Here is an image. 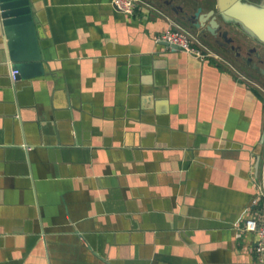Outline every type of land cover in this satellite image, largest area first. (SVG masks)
<instances>
[{"label": "crops", "instance_id": "obj_1", "mask_svg": "<svg viewBox=\"0 0 264 264\" xmlns=\"http://www.w3.org/2000/svg\"><path fill=\"white\" fill-rule=\"evenodd\" d=\"M36 1L40 76L0 17V264H260L264 99L212 42H155L216 0Z\"/></svg>", "mask_w": 264, "mask_h": 264}, {"label": "water", "instance_id": "obj_2", "mask_svg": "<svg viewBox=\"0 0 264 264\" xmlns=\"http://www.w3.org/2000/svg\"><path fill=\"white\" fill-rule=\"evenodd\" d=\"M33 10L39 11L36 0H0V17L8 40L9 57L14 64L13 70H18L15 80H27L44 73L38 26ZM218 17L225 23L236 25L249 37L264 43V0L260 4L243 0H216L213 9L203 12L199 6L182 18L191 28L206 31L213 37L221 35L223 40L217 43L224 45L230 39L227 38V30L220 31ZM163 44L180 50L165 42ZM261 73L264 75V69H261ZM260 164L261 145L255 156L256 172Z\"/></svg>", "mask_w": 264, "mask_h": 264}, {"label": "built area", "instance_id": "obj_3", "mask_svg": "<svg viewBox=\"0 0 264 264\" xmlns=\"http://www.w3.org/2000/svg\"><path fill=\"white\" fill-rule=\"evenodd\" d=\"M113 7L124 14H132L135 6L142 2V0H108ZM199 47H192V40ZM157 43H167L168 45L178 47L181 51L189 53L197 58L205 59L210 57L212 54L209 49L202 45L199 39L187 29H184L181 25L175 21H170L169 27L163 31L160 35L155 38ZM18 70H12L13 79L16 78ZM255 187L260 198H262V210L264 213V170L261 175H258L254 179ZM245 229L256 231L257 242L255 245V252L257 255V261L260 264H264V215L260 221L257 223L253 219H248L245 222ZM239 236V234H237Z\"/></svg>", "mask_w": 264, "mask_h": 264}, {"label": "flooded vegetation", "instance_id": "obj_4", "mask_svg": "<svg viewBox=\"0 0 264 264\" xmlns=\"http://www.w3.org/2000/svg\"><path fill=\"white\" fill-rule=\"evenodd\" d=\"M243 1L251 2L254 4H260L263 0H243ZM223 24L230 25V28L235 29L237 35H239L241 38L237 36H231L228 32L229 31L228 29H226L228 32L227 38L230 39V41H228L224 45H219L218 43H216L217 41L223 40L221 35H219L217 39L214 40L211 39L212 36L206 31H203L196 36L198 37L200 42L201 41L206 43L212 42V44L215 45L216 48L222 50L223 53L229 54L234 60L241 62L242 67H244L245 70H247L249 73L254 75L264 76L261 73V69H264V65L261 66L264 62V58L256 47V44L264 45V43H261L256 39L249 37L243 31H241L236 25H232L230 23H224V22ZM190 29L195 30V28H191V27Z\"/></svg>", "mask_w": 264, "mask_h": 264}, {"label": "rangeland", "instance_id": "obj_5", "mask_svg": "<svg viewBox=\"0 0 264 264\" xmlns=\"http://www.w3.org/2000/svg\"><path fill=\"white\" fill-rule=\"evenodd\" d=\"M144 1L150 2V0H144ZM188 1L190 4V7H193V6H195V4H197L196 2H198L200 0H188ZM194 2H195V4H194ZM200 2H205V0H201ZM212 2H213V0H210L211 5H212ZM182 26H184V29L186 28V25L183 23H182ZM225 27L227 29H231L230 25L225 24ZM235 36L241 38L239 35H237V33H235ZM191 40H192V44H191L192 47H199L195 43V41H193V39H191ZM256 47H257V50L263 55V58H264V45L256 44ZM222 54L224 56V59L227 60L226 62L232 67L233 73H235L237 76H239L250 87H253L255 90H257L258 93L261 95V97L264 99V76L254 75V74L249 73L247 70H245L244 67H242L241 62L234 60L230 55H228L226 53L222 52ZM263 65H264V62L261 66H263Z\"/></svg>", "mask_w": 264, "mask_h": 264}]
</instances>
